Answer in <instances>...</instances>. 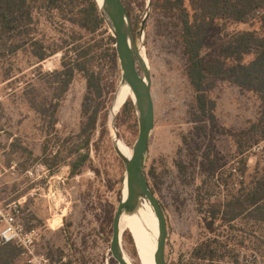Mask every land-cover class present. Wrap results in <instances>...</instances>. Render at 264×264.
Masks as SVG:
<instances>
[{
  "label": "rangeland",
  "instance_id": "obj_1",
  "mask_svg": "<svg viewBox=\"0 0 264 264\" xmlns=\"http://www.w3.org/2000/svg\"><path fill=\"white\" fill-rule=\"evenodd\" d=\"M122 1L139 51L150 66L155 123L145 171L167 217L168 264H205L197 251L206 246L218 250L217 264H251L253 254L264 264V219L248 211L235 222L222 220L228 204L235 197L245 198L264 172L262 158L250 151L264 139L260 130L253 129L259 99L218 80L208 93V99L216 103L215 119L200 121L178 12L163 11L165 0ZM184 1L193 16L200 0ZM89 7V0H59L54 5L38 2L34 22L21 27L23 33L26 28L30 32L27 37L19 35L21 49L12 53L8 42L0 50V148H6L5 165L16 164L14 174L7 167L3 172L11 181L9 191L17 192L19 187L22 191L16 196L26 195L27 227L43 232L39 253L59 264H119L110 245L126 166L116 152L115 140L133 153L140 131L131 98L133 104L126 106L127 100L111 120L122 71L113 69L106 57L107 36L113 35L109 25L103 28L104 35L102 30L90 33L80 26L89 27L85 19ZM261 27L259 19L246 23L214 20L205 39L203 60L218 57L223 43L233 35L244 31L261 34ZM84 49L90 51L88 68L98 74L101 94L88 89L82 72L61 93L56 74L63 70L65 53L71 57ZM43 52L49 56L40 61L36 54ZM252 59L250 55L245 62ZM86 95L91 111L96 106L101 109L92 131H85ZM80 160L78 171L72 174ZM212 211L221 212L215 232L209 231L205 221ZM245 232H253L255 238ZM121 245L125 255L138 262L129 232L123 233ZM254 246L259 247L256 253ZM13 264L28 262L23 257Z\"/></svg>",
  "mask_w": 264,
  "mask_h": 264
},
{
  "label": "trees",
  "instance_id": "obj_2",
  "mask_svg": "<svg viewBox=\"0 0 264 264\" xmlns=\"http://www.w3.org/2000/svg\"><path fill=\"white\" fill-rule=\"evenodd\" d=\"M58 1L0 0V50L7 46L8 42L12 53L21 49L19 35L24 34L26 37L27 34L30 35L27 28L34 22L35 4L48 2L54 5ZM89 3L90 7L85 10V19L88 20L89 27L85 23L80 26L83 29H88L90 33L102 30V35L107 34V31H103L107 22L102 15L98 2L89 0ZM162 9L163 11L178 12V18L182 25L183 52L188 61V78L196 92V104L200 113L198 119L200 121L207 119L214 121L216 103L208 99V93L215 87L218 80H224L237 85L242 91L251 92L257 96L260 101V111L253 129L260 130L264 134V0H200V5L193 8V16L186 8L184 0H165ZM219 18H228L235 22L245 23L259 19L262 24V31L261 34L255 31H244L233 35L223 43L218 57L205 62L202 57L205 39L214 20ZM23 24L27 27L25 33L21 31ZM107 41L109 45L106 49L108 64L113 69L119 70L116 39L113 35H108ZM89 49L91 51L92 48ZM90 51L84 49L71 57L69 52L65 53L63 70L56 74L62 83L61 93L68 89L76 73L82 72L87 79L88 89L94 88L101 94L99 76L91 66L88 68L89 61L86 57ZM250 55H253V59L246 63L245 58ZM36 56L40 61H44L49 53L43 52L36 54ZM88 98L89 96L86 95L83 103V114L88 119L85 131L87 129L92 131L96 128L101 109L96 106L91 111V106L87 104ZM132 104L133 102L128 100L125 105ZM80 162L82 160L74 164L72 174L78 171ZM228 208L229 210L223 213L222 220L226 219L230 223L237 221L248 211L264 219V172L245 198L235 197L228 204ZM220 213V211H212L210 218H205L206 226L210 232L216 231L214 225L220 219ZM245 234L255 238L253 232H245ZM253 250L254 252L259 251V247L254 246ZM21 253V249L15 245H4L0 249V264H12L13 260ZM253 255L254 259L251 264H260L259 257ZM197 257L206 261L205 264L219 263L218 250L210 246L199 249ZM234 263H239V261L236 260Z\"/></svg>",
  "mask_w": 264,
  "mask_h": 264
},
{
  "label": "water",
  "instance_id": "obj_3",
  "mask_svg": "<svg viewBox=\"0 0 264 264\" xmlns=\"http://www.w3.org/2000/svg\"><path fill=\"white\" fill-rule=\"evenodd\" d=\"M96 1L98 2V0ZM99 7L116 39V51L122 71V84L127 83L135 94L134 105L138 112L140 126L131 159H127L116 147L118 156L126 166L127 198L121 199L113 219L110 252L119 264H128L121 245L123 234L120 230V221L123 214H133L141 200L144 199L149 201L153 207L159 222V236L155 254L157 264H168L165 253L168 236L167 217L161 202L149 184L145 171L150 136L155 123L151 73L139 51L135 31L123 1L103 0Z\"/></svg>",
  "mask_w": 264,
  "mask_h": 264
},
{
  "label": "bare ground",
  "instance_id": "obj_4",
  "mask_svg": "<svg viewBox=\"0 0 264 264\" xmlns=\"http://www.w3.org/2000/svg\"><path fill=\"white\" fill-rule=\"evenodd\" d=\"M102 5L103 0H98ZM147 67L150 69L148 60L143 56ZM131 98L135 102V94L127 83L119 87L111 109V120L117 117L122 106ZM116 147L121 149L127 159H131L132 150L127 148L119 139L115 140ZM119 146V147H118ZM127 198V187L124 183L122 199ZM121 234L129 232L135 243L138 255V262H133L127 255L125 260L128 264H157L155 254L159 236V222L149 201L140 202L133 214H123L120 221Z\"/></svg>",
  "mask_w": 264,
  "mask_h": 264
},
{
  "label": "built area",
  "instance_id": "obj_5",
  "mask_svg": "<svg viewBox=\"0 0 264 264\" xmlns=\"http://www.w3.org/2000/svg\"><path fill=\"white\" fill-rule=\"evenodd\" d=\"M250 151L264 162V139L254 144ZM23 209L20 201L0 202V245L12 244L20 248L28 264H59L48 254L37 251L43 232L39 228L26 226ZM62 261L66 262L67 259L63 258Z\"/></svg>",
  "mask_w": 264,
  "mask_h": 264
},
{
  "label": "crops",
  "instance_id": "obj_6",
  "mask_svg": "<svg viewBox=\"0 0 264 264\" xmlns=\"http://www.w3.org/2000/svg\"><path fill=\"white\" fill-rule=\"evenodd\" d=\"M5 151H6V148H4V149L0 148V202H7L8 203V202L20 201L21 203H23V207L25 208L26 207V203H27L26 195L16 196L22 191V188L19 189V187H18L17 192H14V191L10 192L9 191L11 189L10 188L11 181L8 179L9 176H7V173L6 172L4 173L3 170L6 169V167H7L10 170V173L14 174V172H12V171L15 170L16 164L12 162L10 167L7 164L5 165V162H4L5 161ZM25 215L26 214H24V222H25V224L27 226V224H28L27 220L28 219L25 218ZM3 247H4V245L3 246L0 245V249L3 248ZM10 248H12V247H10ZM37 251H38V249H37ZM23 257L24 256L21 253L17 258H15L13 260V262L14 261H19L20 262Z\"/></svg>",
  "mask_w": 264,
  "mask_h": 264
}]
</instances>
